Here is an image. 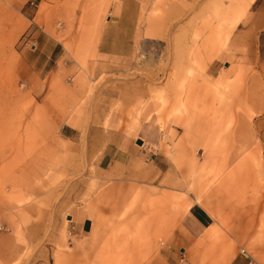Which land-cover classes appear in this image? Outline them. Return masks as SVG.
Returning a JSON list of instances; mask_svg holds the SVG:
<instances>
[{
  "label": "rangeland",
  "instance_id": "rangeland-1",
  "mask_svg": "<svg viewBox=\"0 0 264 264\" xmlns=\"http://www.w3.org/2000/svg\"><path fill=\"white\" fill-rule=\"evenodd\" d=\"M44 1L0 0V264H187L192 203L233 212L264 182V0H138L117 57L114 13Z\"/></svg>",
  "mask_w": 264,
  "mask_h": 264
},
{
  "label": "crops",
  "instance_id": "crops-1",
  "mask_svg": "<svg viewBox=\"0 0 264 264\" xmlns=\"http://www.w3.org/2000/svg\"><path fill=\"white\" fill-rule=\"evenodd\" d=\"M42 1L38 0L36 15ZM107 1H109V4H107ZM44 2L48 4V1L45 0ZM83 3L86 7L91 6L90 11L114 13L113 17H108L99 27V52L106 57L109 55L115 57L123 55V46L131 44L133 41L123 36L120 30L136 28V16L133 19V16L128 14L139 11L138 0H84ZM238 11L240 9L236 10V12ZM237 25L238 23H233V27L227 29V37L231 38ZM112 29L115 31H111ZM245 36L246 34L240 33L238 38H244ZM138 40L135 42L136 45ZM55 45L54 43L52 51ZM143 133L144 138L148 140H154L158 136L156 130L149 125H143ZM144 142H146L145 139ZM107 147L108 145L105 146L103 151L104 157L112 154ZM112 156L118 158L119 152L116 150ZM254 189L256 190L251 192L249 187L247 189V186H244L242 205L236 209L234 205L233 208L236 212H231L230 208L216 203V212L213 214L203 205L197 202L192 203L183 214L179 224V230L184 239L182 241L184 247H181V250L183 251L182 255H187V264H192V259L196 260V255L202 251L203 245L210 240H212L211 244L213 246H217L213 251L217 254V264H250L246 255L241 253V249H245L244 245H251L250 247H253L254 251L264 252V244L255 247L251 241L252 238L264 233V182H258V186H255ZM77 227L82 231L91 228L89 233L93 230V224L87 217L78 220ZM215 238H220L221 241L215 242ZM240 247L241 249L238 250ZM213 262L215 261L213 260ZM257 264L259 263L257 262Z\"/></svg>",
  "mask_w": 264,
  "mask_h": 264
},
{
  "label": "built area",
  "instance_id": "built-area-1",
  "mask_svg": "<svg viewBox=\"0 0 264 264\" xmlns=\"http://www.w3.org/2000/svg\"><path fill=\"white\" fill-rule=\"evenodd\" d=\"M241 253L246 255V257L248 258L250 264H257L256 260L245 249L242 248L241 249Z\"/></svg>",
  "mask_w": 264,
  "mask_h": 264
},
{
  "label": "water",
  "instance_id": "water-1",
  "mask_svg": "<svg viewBox=\"0 0 264 264\" xmlns=\"http://www.w3.org/2000/svg\"><path fill=\"white\" fill-rule=\"evenodd\" d=\"M136 142H137V144H141L142 143V140L138 139ZM68 219H70L69 216H68Z\"/></svg>",
  "mask_w": 264,
  "mask_h": 264
}]
</instances>
